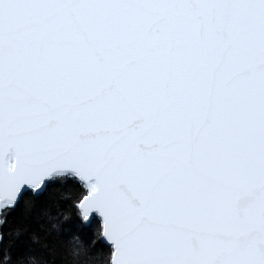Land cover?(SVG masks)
<instances>
[{"label": "snow or ice", "instance_id": "snow-or-ice-1", "mask_svg": "<svg viewBox=\"0 0 264 264\" xmlns=\"http://www.w3.org/2000/svg\"><path fill=\"white\" fill-rule=\"evenodd\" d=\"M0 264H264V0H0Z\"/></svg>", "mask_w": 264, "mask_h": 264}]
</instances>
